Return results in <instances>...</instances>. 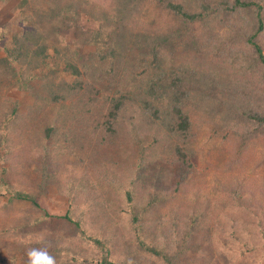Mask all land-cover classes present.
Instances as JSON below:
<instances>
[{"label":"trees","instance_id":"16d2710c","mask_svg":"<svg viewBox=\"0 0 264 264\" xmlns=\"http://www.w3.org/2000/svg\"><path fill=\"white\" fill-rule=\"evenodd\" d=\"M2 1L5 9L21 5L17 23L22 24L23 30L12 37V46L7 45L6 34L0 38V49L5 53L0 63L6 69L0 67V93L9 83L28 90L36 100L21 112L14 99L0 95L3 98H0V112L5 110L0 113L3 117L0 155L3 153L1 160L10 162V166L0 167V195L8 199L0 203V212L7 213V206L15 200L28 201L27 212L33 214L26 227H41L49 219L50 223L59 225L71 223L76 234L72 238L67 235V240L63 236L67 233H62L57 245L37 246V250L26 252L20 241L8 240L11 234L15 237L23 234L25 225L16 222L1 225L0 247L7 250L0 256L1 262L13 264L15 259H28V254L34 255L33 259L49 256L59 259L64 253L67 258L59 264L75 263V255H80L82 250H69L67 245L71 242L77 246L80 240H88L103 251L98 264H129L118 260V256L111 259L110 249L101 236H110V244L120 252L125 236L133 234L139 250L151 253L148 255L151 262L156 258L164 264H193L196 260L188 257L189 254L199 257L211 250L212 231L221 228V221L214 219L210 211L199 209L200 205L189 207L184 203L179 192L182 183L177 180L170 185L173 177L162 164L163 158L160 172L155 173L162 186H155L153 198L157 208L152 210L151 200L143 202L141 194L128 182L130 169L124 168L125 154H117L116 161L120 159V162L112 168L105 142L120 130L123 115L137 110L148 113L154 120L160 118L164 125L163 137L167 136L169 141L155 140L167 151L166 162L181 163L189 172L199 173L196 171L198 157H193L189 141L191 137L195 139L196 132L206 136L205 129L201 130L202 120L209 123L213 133L227 135L223 139L235 138L238 155L245 153L250 143L264 134V89L247 81L224 83L219 70L211 67L205 71L203 65L180 61V53L193 49L194 55H203L217 65L228 59L235 72L263 81L260 78H264V0H94L96 3L89 5L85 0ZM110 4L116 10L111 18L110 8L103 9ZM82 13L88 18L90 15L89 21L98 24L81 38L82 46L94 48L87 57L81 55V48L69 52L71 49L62 42L65 29L83 25ZM41 21L57 28L51 34L56 40L52 48L46 42H37ZM187 32L193 33L189 39L185 37ZM34 38L37 47L29 50V42ZM121 61L124 65H120ZM122 70L126 72L125 81L122 78V83L112 88L109 81V86L104 88L102 77L111 73L116 76ZM3 75L7 78L3 79ZM65 88L70 90L65 92L67 96L84 89L83 95L88 99L76 100L78 104L73 106L61 104L57 111V103L65 98L62 92ZM218 109L224 111L220 116L216 114ZM206 140L198 145L201 151L210 148ZM15 141L25 146L19 152H14ZM45 148L58 150L62 162L82 166L85 175L77 184L71 181L68 207L61 216L51 214L40 205V198L52 182L47 163L50 152ZM15 153L21 154L20 164L11 161ZM240 158L237 156L235 160L240 162ZM204 163L206 167L214 164L209 160ZM125 169L129 170L127 177ZM105 171L110 182L106 185L101 181L92 186L90 175L98 177ZM124 183L123 192L116 189ZM80 191L87 194L81 196ZM232 194L234 200H243L238 185H234ZM257 198L254 196L252 200ZM160 209L171 211L170 218H162L158 214ZM99 219L104 220L105 228L96 227ZM158 223L163 224L161 241L155 232ZM146 233L152 237L150 243L146 241Z\"/></svg>","mask_w":264,"mask_h":264},{"label":"rangeland","instance_id":"374dc122","mask_svg":"<svg viewBox=\"0 0 264 264\" xmlns=\"http://www.w3.org/2000/svg\"><path fill=\"white\" fill-rule=\"evenodd\" d=\"M85 1L87 2V5L96 3L94 0ZM3 4L4 2L0 0V38L6 34L5 40L7 45L12 46L14 45V43H12V37L23 30L22 24L18 25L17 23L18 17L20 16L19 13L22 11H20L21 5H17L15 7L10 5L5 9ZM110 6L107 5V7L103 9L106 10L110 8L109 13L111 18L115 15L116 10L111 4ZM145 7L146 5L142 6L140 11H142ZM82 18H84L81 20L83 25L78 28L76 26H71L68 30L65 29L63 31L62 42L63 44H66V47L71 49L69 52L72 53L75 50L79 51L81 48V55L87 57V55L92 52L94 48L91 45L82 46L81 38L92 31V29L96 28L98 24H93V22L89 21L90 15L88 18L87 14L82 13ZM2 29H4V31H2ZM56 29H53L52 23L41 21L38 27L40 33H38L39 39L37 42H46L50 48H52V45L56 42V40L53 36H51V34L55 32ZM192 34L193 33L187 32L185 37L189 39ZM37 42L35 41V38L33 41H30L29 50L31 48H36ZM189 51L190 52H184L183 54L180 53V61L184 60L189 64L203 65L205 71L213 67L215 70H219L218 73L221 75V79L224 83H228L229 81L243 83L247 81L264 89V80L256 81L252 75L244 76L235 72L231 67V63L228 62V59H226L225 62H221L220 65H217L209 60H206L203 55H194L195 53H193V49ZM185 53L186 57L183 56ZM4 55L5 53L1 48L0 57ZM178 56L179 55L176 57ZM182 57L184 58L182 59ZM114 61L116 63V59H114ZM62 63L63 61H61V64ZM25 64L28 65V63ZM27 65H24V68H26ZM120 65H124V62L121 61ZM15 66L17 68L19 67L17 63H15ZM0 67L1 69L4 68L1 63ZM102 73H104V71H102ZM113 74L114 73H111L110 76L104 75L102 77L103 81L101 82L105 83L104 88L109 86V81L111 88L112 86L122 83V78L125 81V71L123 72L122 70L116 76H113ZM6 78L7 77L3 75V79ZM86 83L90 84V82L87 81ZM35 88L40 89L39 87ZM67 91L70 92L69 89L65 88L62 92L65 93ZM83 93L84 89L77 92V94L73 92L71 96H67V93H65V98H63L60 103H57V111L60 109L61 104L73 106L78 104H75L76 100L80 99L82 102L87 100V95H83ZM0 95L2 97H9L12 100L14 99L18 103V109L21 112H25L36 100L34 95L30 94L28 90L14 87L9 83L2 87ZM2 97L0 98L3 99ZM1 106L2 105L0 104V107ZM5 109L7 108L5 107ZM103 109L106 111V108L103 107ZM3 111H5L4 108L0 113H3ZM7 112L8 110L5 113ZM223 112L224 111L218 109L216 114L220 116ZM123 116H125L122 120L123 123H120L121 121L119 122L120 130L117 131L116 128L117 132H114L113 138H107L105 144L108 148L105 149L109 151V162L112 168L116 167V164L120 162V159L116 161L117 154H121L122 156L125 154L126 160H124L123 165L125 166L124 168L130 169L129 176V170L125 169V176L130 177V181H127L132 184L135 192L137 191L141 194L143 202L151 200L150 205L152 210L157 208L153 198L154 190L155 186L161 187L162 182L159 178H155V173L157 171L160 172L159 167L164 164V167L168 169L173 177V179L169 181L170 185H174L177 180H180L182 183L181 191L179 192L182 193V200L184 203L189 207H192L194 204L198 207L200 205L199 209H206L210 211V213H213L210 215H212L214 219L221 221V228H214L212 231L213 244L211 250L205 251L199 257L189 254L188 257H192L196 260L193 264H264V134L262 137L257 138L250 143V146L247 149L248 151L246 150L245 153L238 155V142H236L235 138L229 137L227 139H223L227 135L221 136L216 132L213 133L212 131L214 129H210L211 126L208 125L209 123L202 120L203 123L201 130L204 131L205 129L204 133L206 136L204 137L200 132H196L197 135L195 139L191 137L189 141V149L192 147L194 153L193 157H195V159L198 157V168L196 171L199 173L196 174L192 173V171L189 172L188 168L183 166L181 163L173 164L166 162L165 157L168 153L166 150H163L160 144L162 141L167 142L169 140H167V136L163 137L164 125L162 124L160 118L154 120L152 116H148V113H140L137 112V110ZM128 116H135V118H128ZM215 119L217 120L218 118ZM0 120L3 121L2 116L0 117ZM3 123L4 125L6 124L5 122ZM196 129L197 126L196 128L194 127V131ZM176 138L178 137L176 136ZM155 139H158L161 142ZM206 139L210 142V148L205 147L206 150L201 151L198 145L199 143L203 144L206 142ZM174 140L177 139H173L172 142H176ZM49 141H47L48 144ZM153 141H155V144H152ZM15 144L14 152H19L25 147L20 141H15ZM217 145L219 146L217 147ZM144 146H146V148H144ZM139 147L141 150H139ZM45 150L50 152V157L48 158L47 163L52 171V182L47 185L46 194L40 198V205L44 210H48L51 214L61 216L68 207L67 197L72 189L71 181L73 180V182L77 184L78 180L85 175L83 173L82 166H78L73 163H65V160L62 162V160H60L61 158L58 150L54 149V151L52 148H45ZM237 156H241L240 162L235 160ZM1 159H3V153L0 155V167L10 166L9 161ZM21 159V154L17 155L15 153L14 159L12 158L11 161H13V163L20 164V161H22ZM160 159L163 161L162 164ZM130 160L132 162L129 167L128 163ZM205 160H209L210 163L214 162V166L208 165L206 167L204 163ZM203 165H205L206 169ZM96 176L90 175L91 185L94 187H96V184L98 185L101 181H103L106 185L110 182V178L106 177V171L100 172L99 176ZM90 181H88L89 186ZM123 185V187L117 186L116 189H120L121 192H123L126 188V183ZM234 185H238L240 188L243 200H238V198L235 200L233 199L232 190ZM127 186H130V184ZM79 193L81 196L87 194L86 191H80ZM249 196H251V201H248ZM254 196L258 197L256 199L257 201L252 200V198L254 199ZM116 197H119L118 194ZM7 200V197L0 195V203ZM205 201H208L209 203ZM29 205L30 203L28 201H13L10 206H7V213L0 212V226L14 222L20 223L21 226L25 225L28 218L33 214L32 212H27ZM41 207L40 209H42ZM177 209L179 210V208ZM260 211H263V213L258 214ZM159 213L162 214V218L164 219H169L171 215V211L168 210L160 209L158 214ZM56 216L54 218H56ZM100 217L103 218L102 216ZM44 222V225L41 227L37 225L26 227L25 225L22 229V231H24L23 234L21 233L16 237L14 234H11L8 236V240L16 239L24 246V251L33 252L37 250V246L50 247L52 245H57V238L60 237L62 233H67L63 234V236L68 235L70 238L74 237L76 234L71 223H69L68 226H65L54 222L50 223L49 219H45ZM103 222V219H99L98 223H96V227L100 228L101 226H104L105 228ZM258 222L261 223L257 225ZM162 226L163 224L158 223V227L155 230L158 241L162 240L159 236L163 234ZM146 236V241L150 243V241H152V237H148L147 233ZM69 237L67 240H69ZM101 238L105 242V246H108V250L110 249L109 256L111 259L118 256V260L128 261L129 264H164V262L157 260L156 258H153V261L151 262L148 259V255L151 253L148 254V252L139 250L138 244H135L134 234L129 235L128 237L125 236L123 248L120 252L118 251L117 246L110 244V236H101ZM78 240H80V238ZM68 242L70 241H66V243ZM67 246L69 250H82V252L80 251V255H75V257H77L76 261H74L75 263L72 261L71 264H98L97 262L103 255V251L100 247H97L88 240H85V242L80 240L77 246L70 242ZM5 253H7V250L0 247V256ZM31 256L34 255L28 254V259H24L23 261L21 259H15L13 264H57V262L59 264L61 259L67 258V255L64 253L62 258L59 259H54L55 256H49L44 259H33ZM1 261L2 260L0 259V264H10L8 261Z\"/></svg>","mask_w":264,"mask_h":264}]
</instances>
